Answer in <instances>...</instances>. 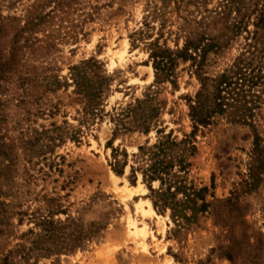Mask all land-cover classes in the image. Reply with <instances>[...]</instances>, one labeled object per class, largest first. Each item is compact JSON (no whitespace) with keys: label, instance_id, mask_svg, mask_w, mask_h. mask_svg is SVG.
I'll return each instance as SVG.
<instances>
[{"label":"rangeland","instance_id":"374dc122","mask_svg":"<svg viewBox=\"0 0 264 264\" xmlns=\"http://www.w3.org/2000/svg\"><path fill=\"white\" fill-rule=\"evenodd\" d=\"M262 17L264 0H0V264H264ZM186 38L203 57L179 56ZM150 43L171 51V76ZM237 65L261 77L252 117L192 133L199 77ZM153 145L172 184L205 187L204 209L177 192L185 216L158 211L141 172L130 181Z\"/></svg>","mask_w":264,"mask_h":264},{"label":"trees","instance_id":"16d2710c","mask_svg":"<svg viewBox=\"0 0 264 264\" xmlns=\"http://www.w3.org/2000/svg\"><path fill=\"white\" fill-rule=\"evenodd\" d=\"M261 22L264 24V17H262ZM201 42L200 39L193 41L186 38L183 47L178 49L177 53L184 60L188 58L194 60L195 57L189 52V49L194 51L200 49V57H203L207 45ZM150 44L149 56L152 59L156 77L161 76V78H159L163 79L171 76L172 67L175 64V59L171 51L160 47L158 44ZM196 67L200 68V64H197ZM244 69H246L244 66L237 65L234 66L233 69L223 71L216 77H199V90L196 92L194 99H188L189 114L193 121L192 133L198 129L199 125L208 124L215 114L229 113L231 117L238 119L252 117L258 101L252 99L249 90L261 77H258V75H250V73H247ZM254 145L255 150L262 152V149L258 148L261 144L257 136L254 139ZM138 149L139 152H141V156L147 151V162L145 163V167H141L138 165V159L141 156L137 154L133 155V157L137 159V161H134L137 162L135 163L137 165L134 163L130 165V181L135 182L136 171L141 172L143 180L148 185L152 204L155 209L163 211L168 207L171 209L173 216L184 217L185 214L182 213L183 208L181 207L182 203L175 201L177 192L183 193L185 201L191 203L192 210L196 208V198L202 200L198 209L201 210L205 208L207 205L203 202V192L206 190L205 187L199 190L190 188L189 191H186V189L176 185V183L172 184V170L175 164L167 159L164 145H153L146 150H144L142 146H139ZM120 155L123 156V159L120 158ZM127 163V153L125 150L119 151L117 148H112L111 161L109 163L111 169L116 174L121 175ZM177 165L179 166V171H185L188 163L178 158ZM251 176L254 177V171L251 172ZM154 180L159 181V186L157 188H153L151 185V182Z\"/></svg>","mask_w":264,"mask_h":264}]
</instances>
